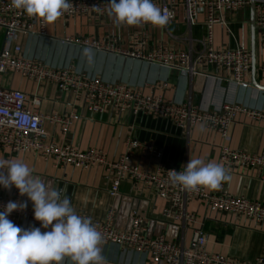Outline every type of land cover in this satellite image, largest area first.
<instances>
[{
	"label": "built area",
	"instance_id": "obj_1",
	"mask_svg": "<svg viewBox=\"0 0 264 264\" xmlns=\"http://www.w3.org/2000/svg\"><path fill=\"white\" fill-rule=\"evenodd\" d=\"M69 2L73 6L60 18L106 16L110 0H69ZM152 2L162 10L167 9L173 14L170 21L175 18L177 0H152ZM182 2L189 33L187 48L175 50L164 44L150 48L146 36L134 32L129 37L128 48L122 50L118 37L113 34L106 35L103 39L79 36L51 37L47 34L46 22L30 18L21 10L13 9L11 0H0V28L3 30V41L0 45V148L9 149L13 153L33 151L45 159H53L56 163L74 168L88 169L96 165L102 166L110 182L108 189L110 197L118 194L120 182L125 178L142 183L146 188L153 189L163 200L161 215L167 221L193 224L195 216L188 212L186 207L192 200H201L213 212L240 216L255 225H264V202L232 194L225 189L207 192L201 187L199 191H186L181 187L173 186L168 178L169 171H183L186 165L177 168L158 163L153 173L140 170L137 165L130 162L133 152L146 154L160 161L162 150L137 138L127 137L124 152L115 160H108L102 151L95 148L80 151L70 145H58L46 141L47 134L42 127L44 120L58 124L62 133L66 134L72 121L78 116L75 113L41 115L26 107V96L22 91L1 85L4 75L16 73L38 84L53 83L61 92L83 93L84 106L89 112H130L135 115L142 113L167 120L181 130L201 125L220 135L224 141L228 138L229 128L237 113H243L252 120L264 123V108H248L235 103H224L209 109L192 105L189 99L176 102L164 99L153 92L144 94L140 87L128 83L104 81L99 76L77 70L71 61L58 64L45 61L35 53H26L18 40L20 35H27L32 40L36 39L34 44L36 50L38 40L48 45H58L56 51L58 55L68 48L117 53L133 60L175 70L182 76H203L249 88L252 87L250 48L239 43L226 16L236 15L253 2L255 33L257 32L259 45V52L255 51L256 71L264 76V0H182ZM97 7L100 11L96 10ZM200 12L204 14L203 35L196 40L198 47L195 49L190 33L192 27L197 24V16ZM215 25H220L226 31V35L234 43L233 46L221 48L214 46ZM163 29L166 31L167 26ZM208 67L217 69L222 76L205 73L204 70ZM32 103L39 104V99L34 98ZM24 118H27V123H23ZM219 162L229 170L256 169L264 179V153L232 149L227 144H223L220 147ZM9 201L24 202L18 193L13 196L0 194V210ZM79 215L90 218L85 214ZM8 219L24 229L40 227V222L34 219L33 207L29 205L24 210H14L9 214ZM90 219L102 232L103 245H114L120 252H128L133 257L134 255L137 257L136 260H121L117 264H264V257L248 262L228 259L206 251L207 237L200 229L193 230L189 244L183 245L167 239L163 234L147 236L146 222L137 213L132 214L131 226L127 230L114 227L112 208L106 210L103 219Z\"/></svg>",
	"mask_w": 264,
	"mask_h": 264
},
{
	"label": "crops",
	"instance_id": "obj_2",
	"mask_svg": "<svg viewBox=\"0 0 264 264\" xmlns=\"http://www.w3.org/2000/svg\"><path fill=\"white\" fill-rule=\"evenodd\" d=\"M198 13L197 24L191 29L194 48L198 47L196 40L203 35V20ZM236 16L226 17L231 26L236 27L239 43L250 48V30L236 22ZM47 34L51 37L79 36L103 39L113 34L119 39L122 50L128 48L129 37L134 32L144 34L148 47L160 44L182 50L188 47L189 35L185 21V11L182 0H177L175 18L170 21L165 31L151 24L140 26H116L108 15L101 17L71 16L58 18L53 23H46ZM256 34V33H255ZM26 53H35L45 61L66 64L73 62L77 70L101 77L104 81L128 83L140 87L144 94L153 92L164 99L176 102L189 99L192 105L213 109L224 103H235L248 108H264V90L256 87L242 88L224 80H213L203 76H182L175 70L149 64L145 61L133 60L117 53H107L94 49L73 50L68 48L56 53L58 45L40 42L38 49L34 44L36 39L20 35L18 38ZM213 42L217 48L233 46L234 43L226 35L220 25L213 29ZM3 41V30L0 28V45ZM40 44V45H39ZM60 48V47H59ZM256 49V46H255ZM65 54V55H64ZM215 76L221 72L212 67L204 70ZM251 79V78H250ZM255 80L264 86V76L255 71ZM6 88L22 91L26 96V107L41 115H67L75 113L78 118L73 120L66 134L58 124L44 120L42 127L46 132V141L58 145H70L80 151L95 148L102 151L108 160H115L125 150L127 137H134L142 142L152 144L162 150V158L158 161L146 154L133 152L130 162L140 170L153 173L158 163L164 166L183 168L188 160L203 159L218 163L220 147L227 144L232 149H243L253 153H264V123L255 121L237 113L224 141L220 135L196 125L188 130L176 128L171 122L145 114L130 112L93 113L85 109L84 94L61 92L50 82L38 84L25 79L16 73H7L1 80ZM34 98L39 104H33ZM21 159L47 181H52L59 188L65 189V195L77 214L88 215L93 220L103 219L106 210H114L113 225L120 230L131 226L132 214L137 213L146 222V235L163 234L167 239L188 245L193 230H202L207 242L208 252L219 254L232 260L253 262L264 257V225H255L243 217L216 213L209 210L201 200H192L186 210L193 213V224L172 222L161 215L164 202L153 189L146 188L142 183L123 179L120 182L118 194L110 197L108 189L110 182L106 178L104 167L96 165L88 169L74 168L70 165L56 163L53 159H45L39 154L29 152L13 153L9 149L0 148V160L11 161ZM0 171H5L0 169ZM230 179L223 182L217 192L225 189L229 193L246 196L250 199L264 202V179L260 171L248 169H227ZM18 192L14 186L5 189L0 186V194L13 196ZM27 205L32 202L27 196H21ZM42 232L49 229H41ZM102 254L107 264H117L121 260H136L128 252H120L114 245H102ZM64 264H72L70 258H65Z\"/></svg>",
	"mask_w": 264,
	"mask_h": 264
},
{
	"label": "clouds",
	"instance_id": "obj_3",
	"mask_svg": "<svg viewBox=\"0 0 264 264\" xmlns=\"http://www.w3.org/2000/svg\"><path fill=\"white\" fill-rule=\"evenodd\" d=\"M73 5L69 0H11V7L30 18L53 23ZM97 11L100 9L97 7ZM107 15L116 26L151 24L163 28L172 13L161 9L152 0H110ZM23 123H27L24 118ZM0 186L15 187L20 196L32 202L34 219L40 227L21 228L8 219L14 210L27 208L26 202L9 201L0 210V264H107L102 254L104 237L90 218L76 213L65 189L47 181L21 159L0 160ZM173 186L186 191L218 190L229 180L227 169L200 158L188 160L183 171L170 170ZM49 229V231H41Z\"/></svg>",
	"mask_w": 264,
	"mask_h": 264
},
{
	"label": "water",
	"instance_id": "obj_4",
	"mask_svg": "<svg viewBox=\"0 0 264 264\" xmlns=\"http://www.w3.org/2000/svg\"><path fill=\"white\" fill-rule=\"evenodd\" d=\"M249 30H250V55H251V85L258 89L264 90V86L259 85L255 80L256 71V56H255V16H254V4L249 5Z\"/></svg>",
	"mask_w": 264,
	"mask_h": 264
},
{
	"label": "rangeland",
	"instance_id": "obj_5",
	"mask_svg": "<svg viewBox=\"0 0 264 264\" xmlns=\"http://www.w3.org/2000/svg\"><path fill=\"white\" fill-rule=\"evenodd\" d=\"M236 15H237L236 16V22L243 24L245 26V29H247V25L249 24V6H245ZM199 16H200L199 17L200 19L204 18V14H200ZM197 21H199V20H197ZM235 28L236 27L231 26V30L233 31V33L237 34V31ZM257 41L258 40H257V32H256V34H255V46H256V50H258L257 52H259V49H258L259 45H258Z\"/></svg>",
	"mask_w": 264,
	"mask_h": 264
}]
</instances>
